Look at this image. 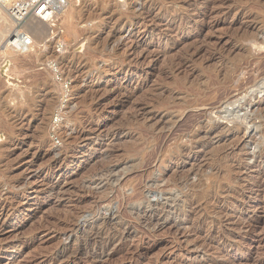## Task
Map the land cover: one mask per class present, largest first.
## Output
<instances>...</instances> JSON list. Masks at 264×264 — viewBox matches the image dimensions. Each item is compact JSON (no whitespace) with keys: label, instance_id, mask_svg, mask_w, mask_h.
I'll list each match as a JSON object with an SVG mask.
<instances>
[{"label":"rangeland","instance_id":"rangeland-1","mask_svg":"<svg viewBox=\"0 0 264 264\" xmlns=\"http://www.w3.org/2000/svg\"><path fill=\"white\" fill-rule=\"evenodd\" d=\"M64 9L0 42V264H264V0Z\"/></svg>","mask_w":264,"mask_h":264},{"label":"built area","instance_id":"built-area-1","mask_svg":"<svg viewBox=\"0 0 264 264\" xmlns=\"http://www.w3.org/2000/svg\"><path fill=\"white\" fill-rule=\"evenodd\" d=\"M7 1L9 0H0L3 3H7ZM67 4L68 0H12L8 9L17 20V24L8 36L7 43L12 42L13 47L18 52L28 51L32 43L27 34L19 30L23 21L32 14L43 20H46V18L51 19L59 11L63 10Z\"/></svg>","mask_w":264,"mask_h":264},{"label":"bare ground","instance_id":"bare-ground-1","mask_svg":"<svg viewBox=\"0 0 264 264\" xmlns=\"http://www.w3.org/2000/svg\"><path fill=\"white\" fill-rule=\"evenodd\" d=\"M243 1V0H242ZM12 2V0H9V1H7V3H3V2H0V42H2V40H4L5 38H8V34L10 33V31L11 30H13V28H14V26L17 24V20L13 17V15H11V13L9 12L8 13V11L6 10V8H5V6L6 7H9L10 6V3ZM68 2H69V0H68ZM252 3V2H251ZM250 3V4H251ZM260 6V5H259ZM252 7H253V5H252ZM257 7V6H256ZM261 8V7H260ZM260 8H258V10L260 9ZM255 9H257V8H255ZM9 10V9H8ZM262 12V11H261ZM62 13H64L62 16H63V18L65 17V21L67 20L68 22H64V24L66 23V25H67V23H68V27L70 28V24H69V19L71 18V15H72V13H71V11H66L65 12V9L64 10H61V11H59L55 16H53L51 19H49V18H46V20H43V19H41V18H39V17H37L36 15H34V14H32L31 16H29V17H27V19H26V22L24 23V25H22V26H20L21 27V31H22V33H26L27 34V36L29 37V40H30V42H32V39H31V37H35L37 34H43V33H41L42 32V30L44 29L45 30V33H49V30H51V28H50V22H52L53 20H54V18H56V16H58L59 14H62ZM61 16V17H62ZM31 20H33V25L32 26H30L29 25V27L27 28V23L28 22H30ZM64 20V19H63ZM28 21V22H27ZM24 22V21H23ZM63 23V22H62ZM264 26V25H263ZM67 27V28H68ZM264 28V27H263ZM97 30V29H96ZM34 32V33H33ZM32 33V34H31ZM258 33V32H257ZM254 34V33H253ZM252 36V35H251ZM254 36H252L251 38H253ZM10 39V38H9ZM9 39H8V41H9ZM11 40V39H10ZM8 44V43H7ZM261 45V44H260ZM259 45V46H260ZM6 46H8V48L9 47H11V51L13 52V50H15L14 49V47H13V45H12V42L10 43L9 42V44L8 45H6ZM263 46V45H262ZM264 47V46H263ZM262 48V47H261ZM264 49V48H263ZM15 52V51H14ZM258 64V63H257ZM261 65V64H260ZM259 68V67H258ZM263 69V68H262ZM239 79V78H238ZM263 79H264V77H263ZM256 80V78H253L252 77V80H249L248 82H250V83H254V82H257V80ZM260 82V81H259ZM262 82V81H261ZM252 83V84H253ZM235 84V83H234ZM247 84V83H246ZM254 84H256V83H254ZM260 85H262L261 83H260ZM260 85H258V86H260ZM255 86V85H254ZM263 86V85H262ZM261 86V87H262ZM261 87H259V89L261 88ZM258 88V87H257ZM260 91V90H259ZM261 91H263V90H261ZM245 95V94H244ZM215 96V95H214ZM218 96H220L219 94H218ZM250 96V95H249ZM256 96V95H255ZM239 97V96H238ZM253 97V96H252ZM250 98V97H249ZM257 98V97H256ZM220 99V98H219ZM209 100V99H208ZM224 100V99H223ZM251 100V99H250ZM252 100H253V98H252ZM235 105V104H234ZM233 105V106H234ZM243 105V104H242ZM250 105V104H249ZM214 106V105H213ZM232 106V105H231ZM232 106V107H233ZM215 107V106H214ZM248 107V106H247ZM227 110V109H226ZM249 110V109H248ZM247 110V111H248ZM252 112V111H251ZM254 112V111H253ZM232 113V112H231ZM245 113V112H244ZM235 115V114H234ZM209 116V115H208ZM230 116V115H229ZM211 117V116H210ZM239 118H240V116H239ZM246 117H244L243 119H245ZM248 118V117H247ZM232 120V119H231ZM240 122V121H239ZM247 124V123H246ZM190 127V126H189ZM169 134V133H168ZM165 136V135H164ZM163 138V137H162ZM164 141V140H163ZM162 143V142H161ZM160 143V144H161ZM261 144V143H260ZM258 146V145H257ZM158 148H160V146L158 147ZM161 149V148H160ZM163 150V149H162ZM167 150V149H166ZM156 151V150H155ZM157 151H160L159 149L157 150ZM164 151V150H163ZM154 153V156H155V152H153ZM167 153V152H166ZM157 154V153H156ZM159 154H160V152H159ZM158 154V155H159ZM162 154V153H161ZM158 155H157V157H158ZM160 157V156H159ZM154 158V157H153ZM152 158V159H153ZM155 159V158H154ZM151 161V160H150ZM156 162V161H155ZM162 164V163H161ZM109 177V176H108ZM120 177V176H119ZM118 177V178H119ZM118 180V179H117ZM141 195V194H140ZM135 196V195H134ZM243 196V195H242ZM244 198V197H243ZM252 198H254V197H252ZM236 199V198H235ZM256 200V199H255ZM244 202V201H243ZM236 203V202H235ZM241 205V204H240ZM253 205V204H252ZM238 209V208H237ZM240 209V208H239ZM182 210V209H181ZM254 210V209H253ZM179 211V210H178ZM184 211V210H183ZM179 214V213H178ZM187 215V214H186ZM144 216H146V215H144ZM144 218V217H143ZM167 218V217H166ZM145 220V219H144ZM152 220V219H151ZM158 222V221H157ZM146 223V222H145ZM176 222H174V224H175ZM155 224V223H154ZM160 224V223H159ZM150 224H148V226H149ZM158 225V224H157ZM156 225V226H157ZM184 225V224H183ZM145 226H146V224H145ZM151 226V225H150ZM170 228H171V226H172V224H171V226L170 225H168ZM179 226L180 225H178V229H179ZM160 227V226H159ZM186 227V226H185ZM175 228V227H174ZM173 228V229H174ZM170 230V229H169ZM231 237V236H230ZM1 253H2V251H1ZM0 253V254H1ZM102 254V253H101Z\"/></svg>","mask_w":264,"mask_h":264}]
</instances>
